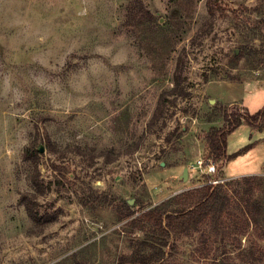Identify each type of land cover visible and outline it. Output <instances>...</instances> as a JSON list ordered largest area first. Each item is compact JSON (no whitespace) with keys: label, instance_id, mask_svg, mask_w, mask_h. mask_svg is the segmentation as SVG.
Segmentation results:
<instances>
[{"label":"rangeland","instance_id":"374dc122","mask_svg":"<svg viewBox=\"0 0 264 264\" xmlns=\"http://www.w3.org/2000/svg\"><path fill=\"white\" fill-rule=\"evenodd\" d=\"M143 1L186 38L168 65L172 74L184 49L188 96H169L152 128L171 75L155 81L163 65L128 38L129 0H0V264H116L143 236L134 226L124 231L125 202L138 216L199 188L193 167L207 154L208 133L224 124L222 105L264 108V0ZM253 132L244 124L229 135V155L257 145L224 163L220 176L264 178V131ZM34 140L50 186L41 224L19 203L33 190L24 151ZM197 240L178 238L177 252L159 264H213ZM230 242L219 243V254L230 251L232 264H264V220L240 248Z\"/></svg>","mask_w":264,"mask_h":264},{"label":"trees","instance_id":"16d2710c","mask_svg":"<svg viewBox=\"0 0 264 264\" xmlns=\"http://www.w3.org/2000/svg\"><path fill=\"white\" fill-rule=\"evenodd\" d=\"M184 1L174 0L180 4ZM208 4V11L213 21L215 10L210 1ZM126 11L123 24L128 38H133V45L139 54H148L152 63L163 65V70L156 74L154 80H167L171 75L172 88L168 92H163L148 123V127L152 128L163 117L167 101H170L169 96H174V99L188 96L183 87L186 81L183 71L184 49L177 58L172 74L168 65L176 47L186 38L185 34H178L177 24L174 21L160 23L143 0H129ZM154 48H160L161 51L156 58L152 57V53H155ZM204 81L209 83L211 79L206 76ZM222 116L224 124L219 128H213L207 135V154H205L207 158L218 163L219 175L224 172V163L257 145L255 142L237 153L231 155L227 153L228 137L240 126L246 124L254 131H264V108L251 113L246 107L222 105ZM176 131L178 130L173 133ZM166 140L170 142V138ZM24 159L32 166L30 182L33 190L22 193L19 203L32 222L41 224L48 221V218H44L45 216L41 214L40 199L49 192L50 186L41 176V158L37 140L26 147ZM210 179V176H204V182L207 183ZM263 192L264 178L254 175L216 186L207 183L171 197L150 209L146 210L144 207L138 216H135L136 210L125 202L121 221H130L124 227V231L134 226L143 236L136 238V251L123 254L116 264H159L168 261L174 252H177V240L182 236L198 239L197 251L204 259H210L213 264H232L233 257L230 251L219 254V243L237 240L239 241L237 248H240L242 237L247 235L250 227L256 229L262 224L264 197L259 196Z\"/></svg>","mask_w":264,"mask_h":264},{"label":"built area","instance_id":"2783aa9c","mask_svg":"<svg viewBox=\"0 0 264 264\" xmlns=\"http://www.w3.org/2000/svg\"><path fill=\"white\" fill-rule=\"evenodd\" d=\"M194 169L198 168L199 172L202 174L203 180L204 176H210L211 179L207 182L211 185L224 184L227 181V178H224L219 175L218 163L214 162L206 156H202L198 161L197 165L193 167ZM204 182L201 186L207 184Z\"/></svg>","mask_w":264,"mask_h":264},{"label":"crops","instance_id":"0c3cea01","mask_svg":"<svg viewBox=\"0 0 264 264\" xmlns=\"http://www.w3.org/2000/svg\"><path fill=\"white\" fill-rule=\"evenodd\" d=\"M218 82H226V81H218ZM228 83H232V82H228ZM211 84V83H210ZM209 84V85H210ZM235 102H237V101H231V102H228V103H230V104H232V103H235ZM255 132V131H254ZM253 132V133H254ZM199 144H200V146H201V148H202V153L204 152V149H205V144H203V143H201V142H199ZM203 155V154H202ZM173 166H175V165H173ZM177 166H180L179 168L181 169V175H183L182 174V172L185 170V168H184V165H177ZM226 166V165H225ZM225 174V173H224ZM249 174H252V173H247V174H242V175H236V176H231V177H229V176H226L225 175V177L227 178V179H233V178H238V177H242V176H246V175H249ZM180 175V176H181ZM188 178L190 179V177H192V176H190V174L188 173Z\"/></svg>","mask_w":264,"mask_h":264},{"label":"water","instance_id":"95a60500","mask_svg":"<svg viewBox=\"0 0 264 264\" xmlns=\"http://www.w3.org/2000/svg\"><path fill=\"white\" fill-rule=\"evenodd\" d=\"M211 102L213 103L214 101L213 100H211ZM44 151V148L43 147H41L40 148V152H43ZM162 165L164 166V163H162ZM188 169L187 168H185V170H184V173H183V177H184V179H187L188 178Z\"/></svg>","mask_w":264,"mask_h":264}]
</instances>
